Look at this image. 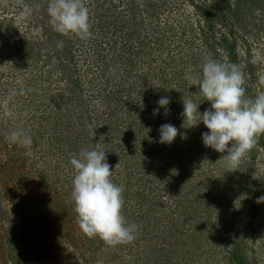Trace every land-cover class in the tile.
I'll return each mask as SVG.
<instances>
[{"label":"rangeland","instance_id":"1","mask_svg":"<svg viewBox=\"0 0 264 264\" xmlns=\"http://www.w3.org/2000/svg\"><path fill=\"white\" fill-rule=\"evenodd\" d=\"M84 3L89 9L91 25L90 35L86 37L56 30L48 11L50 0H0V247L8 240H15L11 243L18 256L10 260L4 251L6 260H3L0 248V264H17L18 258L22 264H75L77 258L82 264V253L88 259L87 264H158L166 261L165 256H168L166 264H227L223 256L233 247L234 236L239 232L236 227L245 223L250 176L256 187L261 185L264 162L259 149L257 154L250 150L238 168L232 169L223 157L227 153L205 147L198 131H193L191 136L197 142L190 147L185 142L187 137L178 140L176 162H168L170 175L163 177L173 178L175 186L171 191L176 190L178 180L186 181V186L189 182L201 183L205 180L203 171L210 175V185L206 184L201 190L204 194L184 195L177 207L167 198L166 194L171 191L163 188L164 179L160 186L165 196L144 193L143 200L136 194L127 197L122 215L128 224L138 226L136 238L131 243L115 246L98 236H86L79 228L75 208L57 226L59 216L49 215L55 209L56 188L59 192H69L73 177L67 181L69 184L61 181L69 179L67 173H75L64 161L58 166L52 165L58 147H53L49 155L45 150L50 149L49 143L56 131H65L71 124L70 119L77 130H87L83 91L92 92L99 83L107 91L109 84L101 82L104 75L118 84L123 101L129 102L109 113L107 105L91 111L100 118L103 132L110 134L112 142L119 139L113 120L119 127H125L129 118L142 108L149 105L152 108L155 100L157 103L164 96L163 78L171 81L170 90L174 89L173 98L178 102L171 122L179 117L177 128L179 131L186 128L183 101H187L188 96H184L183 87L179 85L182 80L186 82L187 72L191 70L193 74L199 70L196 66L193 71L191 56H199V62L204 63L215 53L210 48L207 50L210 42L206 46L203 41L201 23L205 22V13L215 22L213 28L206 26V34L213 36L214 42H218L222 33L235 40L240 62L238 70L246 83L251 80L255 96L264 93L261 79L264 78V0L241 3L239 0H84ZM68 50L73 56L71 61ZM216 52L224 54L218 45ZM249 58L255 65L253 78L246 72ZM67 76L80 77L83 91L73 87L65 94ZM184 87L187 92H198L196 86L186 83ZM195 94L203 96L202 92ZM128 95L129 100H125ZM63 98L68 99L66 104H61ZM144 98L148 102L140 101ZM141 104L143 106L138 107ZM204 110L198 106V111ZM143 118L147 122L151 117L144 113ZM198 126L200 134L207 129L202 122ZM157 129L149 125L142 132L148 137ZM60 135L52 142L55 146L60 142ZM75 142L74 138L68 146ZM134 150L119 160L120 165L128 167L129 178L133 177L129 179L127 194L140 191L142 186L135 180L140 162L133 161L137 154L141 156L142 147L138 145ZM56 167L64 172L58 181H55L59 178H55ZM146 178H151L150 173ZM126 182L124 179L122 185ZM155 183L144 182L149 186ZM260 189V195H264V187ZM71 198V193L62 195L66 204L72 205ZM191 198L193 202L189 205L187 200ZM182 206H188L191 212H181ZM256 211L253 241L248 237L250 230H242L241 234L248 258H254L256 264H264V203H260ZM39 221L55 233L52 240L34 233ZM202 225L206 228L202 229ZM197 227H202L197 230L199 234H195ZM212 228L214 230L210 231ZM199 235L206 239L198 242L197 251L188 254L190 258L182 251L183 247H188L186 251L197 246L193 240ZM9 247L8 243L6 248L9 250Z\"/></svg>","mask_w":264,"mask_h":264},{"label":"trees","instance_id":"2","mask_svg":"<svg viewBox=\"0 0 264 264\" xmlns=\"http://www.w3.org/2000/svg\"><path fill=\"white\" fill-rule=\"evenodd\" d=\"M239 1L241 3L243 0H239ZM203 11L206 12L205 10H203ZM205 14H204V19H205V22L207 25L205 24L204 21H203V23H201L202 33L205 34L203 37V41H204L205 45L207 44V42H210L209 46L206 45L207 50H208V48H210L209 50L212 53H214L213 51H215V53L212 54L211 57H213V59H215L219 62H223V63L229 64V65H236L237 68L239 69L238 66H239L240 62L238 61V53L236 51L235 40L230 39L231 37L229 38V36L226 33H222L218 42L217 41L214 42L212 40L213 36L206 34L205 31H206V26L209 29L213 28L215 22L211 21L209 19V17H207V15H205ZM215 44L218 45L224 51V52H222L224 54L220 55L219 53L216 52V45ZM65 49L67 50V47ZM69 54H70V57H68V60L71 61V60H73V56L71 55V51H69ZM179 59H181V58H179ZM199 61H200L199 56H197V55H196V57L191 56V64L193 65L191 67H193V71L195 70L196 66L199 69L198 72L193 73V75H196V76L202 75L203 60L201 62H199ZM181 62L184 63V62H186V60L181 59ZM182 65H185V64H182ZM182 65H181V67H182ZM107 66H109V65H107ZM246 69H247L246 72H248V74L253 78L254 77V71H255V65H254L253 60L251 58H249ZM103 71L105 73H107L106 71H108V70L105 69ZM66 78H67V83H66V87L63 91V92H65V94H67V90L70 91V89H73V87H75L76 89H80V91H83V88L81 90V86H80V85H82L81 83L83 82V80L80 79V77L79 78L76 77L74 79L73 77L67 76ZM254 79H252V80H254ZM162 80H163V84H164L163 95L170 97V104L168 105V108L170 109L169 114L164 115V108H161L156 103V100H155L152 108H149V106H150L149 105L146 108H142L140 113L134 114L133 117H130L129 119H131V120H130V122H128V124L126 123L125 127L124 126L119 127L120 124L116 125L115 124L116 121L113 120V123L115 125L114 129L116 130V133H117V136L119 137V139L112 142L110 140V134L106 135V133L103 132L104 126L102 124H100V122H99L100 118H96L94 115H92L91 111L93 109L96 110L101 105H105V107L107 105L109 107V109L106 112L109 113V112L113 111L115 108L120 109L122 106L128 104L129 102L123 101V94L120 92L121 90H120L118 84H115L114 82H112V80L109 78V76L104 75V78L101 79V82H103L106 85L109 84L110 88L107 91L103 89L102 86H104V85H102L100 83H99V87L94 86V89L92 92L83 91L85 94V99H83L82 105H84L83 106L84 107L83 109H85L84 110L85 111L84 117L86 119V126H84V127H86L87 130L86 131L85 130H83V131L77 130L75 127L76 125H74L72 123L73 119H70L71 124L65 129V131H62V129L60 130V132L56 131L55 136L51 139L52 141L49 143L50 149L47 148L45 150L46 154L49 155L50 152L54 151L55 147H58L57 148L58 151L56 150V152L54 154L55 162L53 164L52 163L51 164L52 165L56 164V166H58L59 162L64 161V162H66L67 166H69V169L75 173V169H74L73 165L70 163V159L74 154L79 155V153L81 152V149L105 150V151H107V161L112 166V169H113V176L111 177L113 182L116 183L117 185H122L123 180L124 179L127 180L126 184L124 186L122 185L124 188V191L122 193L124 200L127 197L130 198V196L134 195V194L138 195L143 200L142 194H144V193L148 194V195L154 193V194H152L153 196H155L156 194H160L161 196H165V195H162L163 194V188H165V187L167 189L169 188L168 191H171L175 186L174 183L172 182L173 178L170 179V178H163V177L170 175V170L168 169V166H167L168 162H170V163L176 162L175 159H176V154L178 152V150L176 149V146L178 145V140L184 139V138H181V136H182V134L185 136V134L187 133V136H186L187 138H186L185 142L187 141V144L190 147L191 144H194L195 142H197V139L193 138L191 136L193 131L194 132L198 131L199 136H201V134H200L199 126L188 128V130L184 127L182 131H179L174 142L171 143L170 145L164 144V143H159L160 134H159L158 129H159L160 125H162L164 123H171L177 127V123L179 122V117H177V120H175V122H171L173 120L172 113L176 110V107L178 106V102H176L175 98H173V93H175V91H174V89L170 90L171 81H169L165 78H163ZM248 81H249V83H246L247 97L255 98L256 96L252 92V89H251L252 88L251 87V80H248ZM186 83L189 84V81L186 80V82H184V80H182V84L179 85V88L183 87L184 96H188V99L193 100V102H195L194 99L198 97L197 98L198 101L195 103H198L199 106L201 107V109L210 108V102L207 100H204L205 99L204 96H202V98H201V94H199V95L195 94V93L201 92L199 90V88H197L198 92H196V90H191L190 92H187V90L184 89L185 88L184 84H186ZM102 92H103V95H102ZM94 93H96V95L92 96L91 94H94ZM129 96L130 95H128L125 98V100H129V98H130ZM78 98L81 99L82 97L79 96ZM67 100H68L67 98H63L61 100V104H66ZM142 100H144V101H142ZM140 101L148 102V99L144 98V99H140ZM142 106L143 105L141 104L138 107H142ZM157 106L160 107V112H159V114L154 116L153 115V109L157 108ZM119 109L117 110V112H119ZM131 109H132V107H131ZM144 113L148 114L149 117H151L148 119L147 122L144 121V118H143ZM102 114H105V112H102ZM178 115H179V113H177V116ZM105 124H106V122H105ZM149 125L150 126L152 125L153 127H158V129L156 131H154L152 134H150V136L145 137L144 135H146V134H144V132H142V130L146 129V127ZM130 130H133V132L130 133ZM206 131H208V129H205V132ZM59 133H61L60 138H59L60 142H59L58 146H55V144L52 142L58 140ZM126 136H127V138H126ZM132 136H135V137L132 139L131 138ZM74 138H75L76 142L74 144H72L71 146H68L71 143V140ZM139 138H140V140H139ZM61 142H62V145H65V147L61 148V146H62V145H60ZM138 145H139V147H142V150H141L142 154H141V156L138 154H137V156H134L136 158V160H135V158H133V161L134 162L135 161L140 162L137 166L139 174L137 175V177H135L136 178L135 180H137V182L142 183V186H141L142 188L141 187L139 188L140 191H137V192L130 191V193L127 194L126 190H127V187L130 185L129 179L133 178V177L131 176L129 178L130 175H128V167L126 168L125 166L120 165L119 160L121 158L125 159L126 156H129V154H127V152L134 153L135 152L134 149ZM114 146H116L117 148H115ZM118 149H120V152L116 153V150H118ZM258 149L260 151L259 154L262 155V157H263L262 160L264 162V134H260L257 137V142L254 145V147L251 149V151L253 152V154H257L256 152H258ZM146 153H149V154H146ZM156 158H158L160 160H157ZM47 159H48V161L50 160L49 158H47ZM147 165H149V166H147ZM54 171L56 173L55 178L59 177L55 181L60 180V178H62L64 176L63 170L62 169L60 170L59 167H56L54 169ZM147 173H150V175H151L150 179H148V178L145 179V177L147 176ZM202 173H204L205 180H203L201 183L199 182V183H195V184L194 183L190 184V182H189V185L186 186V181L178 180L179 183L176 186V190L171 191V193L170 192L167 193L166 194L167 198L172 200V202L177 207L181 203L180 198H182L184 195L187 196V195H189V194L191 195L193 193L204 194V192L201 190L206 188V184L208 186L210 185V182H209L210 175L204 171ZM67 175H69V177H68L69 179H66V180L63 179L61 182L68 183L70 180V177H74L75 174L71 175V174L67 173ZM206 176H208V177H206ZM46 179H47V177H46ZM162 179H164V181L166 182V184L163 186V188L161 187L162 186L161 185ZM174 179H176V178H174ZM148 180L156 181L155 185H152V184H150V186L145 185L144 182L148 181ZM259 180H260L261 185L258 184L257 187L254 185L255 182L252 180L251 176H250L249 181L247 182V188H246L247 215L245 217L244 226L239 224L240 226H238V228L236 227V229H239V232L237 233L236 236H234L232 249L229 250L227 252V254H225L223 256V258L226 260L227 264H256V260L254 258H251V257L248 258V256L245 253L246 249H244V247H243L244 240H243L241 231L242 230H247V231L250 230V234L248 237H250L251 241H253L252 238L254 235L253 233H254V227H255L254 226V220H255V217L257 214L256 208L260 204V203H257V198L262 196V195H260V192H261L260 188L264 187V170H263L262 176ZM26 181L27 180H25L24 182H26ZM174 182H176V181H174ZM69 186H70L69 192L68 191L59 192L60 189L56 188L55 209L53 211H50L49 215L56 213L55 218L57 216H59L58 221H57V226H59L64 221V219L66 218L67 215L68 216L71 215L72 209L75 208L74 202H72V205H70V204L64 203V201L62 200L63 194L70 195V193H71V195H72L73 186L71 184ZM146 188H147V190H149V192H147L145 190ZM21 193L22 192H20V194ZM157 197H159V196H157ZM71 200H73V198H71ZM188 201H189V205H190L193 202V198L187 200V202ZM187 202H185V203H187ZM151 204L153 205L154 201ZM123 205L125 206V202ZM190 207H192V205ZM180 211L183 213L186 212L187 214H189L191 212L189 210L188 206H182ZM55 218H54L53 223L56 226ZM171 220H173V217L171 218ZM45 225H46L45 223L41 224L39 221L38 226H36L34 229V233L36 235L40 233L43 235V237L45 239H48V240L51 239L52 240V238L54 237L52 233H54V232H52V230H48V228ZM202 227H197V229L195 230L196 231L195 234L198 233V231H200V228H202V229L206 228L205 225H202ZM213 230L214 229L212 228L210 231H213ZM56 235H58V233H56ZM194 236H193V238H194ZM197 237H198L197 239L194 238V240H193V242L195 244H197V246L190 247L186 251H185V248H188V247L187 246L183 247L182 251L185 253V255L189 256L188 254L195 253V251H197V249L199 247L198 242L202 243L203 240L206 239V237L200 236V235ZM241 237H242V239H241ZM198 239L200 241H198ZM11 241L13 242L15 240H8V243L10 245L9 250L6 248V245L8 243L6 245H4L5 244L4 243L0 247L2 249L1 258L3 260H6V258L4 256V251H6L8 253L10 260L18 257L17 253H16L17 250L14 249ZM43 241L45 243H47L45 240H43ZM2 246H4V247L2 248ZM95 248L97 249L98 247L95 246ZM80 256H81L82 264H87L88 259L84 256V254L82 253V255L80 254ZM165 259H166V261H164V262L161 261L158 264H166V262L168 260V256H165ZM7 261H8V258H7ZM17 264H22L20 262L19 258H18ZM75 264H79L78 258H77Z\"/></svg>","mask_w":264,"mask_h":264},{"label":"clouds","instance_id":"3","mask_svg":"<svg viewBox=\"0 0 264 264\" xmlns=\"http://www.w3.org/2000/svg\"><path fill=\"white\" fill-rule=\"evenodd\" d=\"M48 11L57 31L82 37L90 35L89 9L84 0H50ZM185 79L190 86L199 88L204 100L210 102V108L201 113L199 104L191 99L183 101L186 128L197 127L202 122L208 129L201 133L204 146L227 153L223 155L227 165L237 169L256 144L257 137L264 134V93L247 97L246 80L237 66L213 58H206L201 76L193 75L190 70ZM157 103L164 108V115H168L170 97L163 96ZM160 107L153 109L154 116L159 114ZM158 131L159 143L169 145L179 133L171 123L160 125ZM181 138L186 136L182 134ZM70 163L75 169L74 210L82 232L90 238L98 236L113 246L133 242L138 226L128 224L122 215L124 188L111 179L113 169L107 161V151L81 149L79 155L71 157ZM257 203H264V195L257 198Z\"/></svg>","mask_w":264,"mask_h":264}]
</instances>
